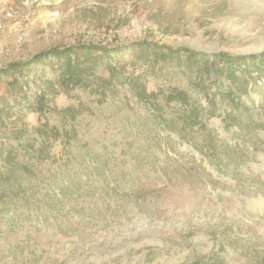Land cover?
I'll return each mask as SVG.
<instances>
[{
    "label": "rangeland",
    "instance_id": "rangeland-1",
    "mask_svg": "<svg viewBox=\"0 0 264 264\" xmlns=\"http://www.w3.org/2000/svg\"><path fill=\"white\" fill-rule=\"evenodd\" d=\"M0 264H264V0H0Z\"/></svg>",
    "mask_w": 264,
    "mask_h": 264
},
{
    "label": "trees",
    "instance_id": "trees-1",
    "mask_svg": "<svg viewBox=\"0 0 264 264\" xmlns=\"http://www.w3.org/2000/svg\"><path fill=\"white\" fill-rule=\"evenodd\" d=\"M219 55H222L223 56V54H219ZM219 55H215V57H218V58H220V56ZM227 57H225V56H223V58L222 59H226ZM227 59H229V58H227ZM63 71H69V70H71V69H73V67H71V64H70V60L67 58L66 60H64V62H63ZM76 67H77V72H81L82 70H83V68L79 65V64H77V65H75ZM71 67V68H70ZM12 171V170H11Z\"/></svg>",
    "mask_w": 264,
    "mask_h": 264
}]
</instances>
